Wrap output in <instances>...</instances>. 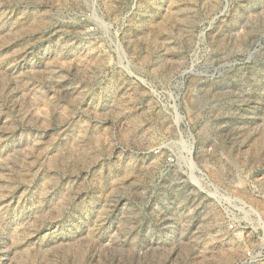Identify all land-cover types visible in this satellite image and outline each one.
Wrapping results in <instances>:
<instances>
[{"label": "rangeland", "instance_id": "1", "mask_svg": "<svg viewBox=\"0 0 264 264\" xmlns=\"http://www.w3.org/2000/svg\"><path fill=\"white\" fill-rule=\"evenodd\" d=\"M264 264V0H0V264Z\"/></svg>", "mask_w": 264, "mask_h": 264}, {"label": "built area", "instance_id": "2", "mask_svg": "<svg viewBox=\"0 0 264 264\" xmlns=\"http://www.w3.org/2000/svg\"><path fill=\"white\" fill-rule=\"evenodd\" d=\"M251 256L250 253H247V257L245 258V261L242 264H250Z\"/></svg>", "mask_w": 264, "mask_h": 264}]
</instances>
